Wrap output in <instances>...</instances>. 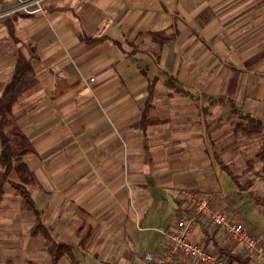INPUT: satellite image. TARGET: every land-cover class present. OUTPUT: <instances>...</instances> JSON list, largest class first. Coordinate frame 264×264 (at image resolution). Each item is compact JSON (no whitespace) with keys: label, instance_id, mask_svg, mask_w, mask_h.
<instances>
[{"label":"crops","instance_id":"0c3cea01","mask_svg":"<svg viewBox=\"0 0 264 264\" xmlns=\"http://www.w3.org/2000/svg\"><path fill=\"white\" fill-rule=\"evenodd\" d=\"M19 3L31 11L13 36L5 21ZM0 20V94L19 50L38 79L13 107L36 148L25 159L38 186H26L48 230L74 246L54 263L45 236L31 235L37 214L10 182H20L14 171L0 205L6 264H145L170 242L143 228L184 211L181 190L229 185L264 200V165L243 172L261 137L237 135L228 104L236 81L230 98L264 122V0H0ZM150 31L174 38L159 45ZM151 86L157 123L143 130L135 123ZM204 221L194 237L206 243Z\"/></svg>","mask_w":264,"mask_h":264},{"label":"trees","instance_id":"16d2710c","mask_svg":"<svg viewBox=\"0 0 264 264\" xmlns=\"http://www.w3.org/2000/svg\"><path fill=\"white\" fill-rule=\"evenodd\" d=\"M59 6L49 7V11L61 10ZM26 13L16 12L11 17L6 19V25L11 33L15 36L14 20ZM159 45H163L167 41L174 38L173 35H167L164 32H149ZM86 41H95L99 38H93L84 34ZM38 79L34 75L32 64L29 58L22 50L18 51V59L14 66L11 79L4 87L0 94V205L4 196V185L7 181H10V175L12 172H16L20 182L10 181L12 185L18 190L23 197L25 203L33 209L37 214V220L31 228V235L36 236L42 234L45 236V250L51 255L52 261L58 263L59 260L65 255H71L73 257L74 246L69 243L58 241L51 231L48 230L40 212L35 208L32 193L29 191L26 185L38 186V178L34 170H32L27 160L26 155L34 154L36 148L25 131L19 126L16 120L13 118V107L17 102L20 95L36 85ZM168 82L175 86L177 90L184 91V87L179 80L173 75H168ZM236 81H234L232 89L229 92L230 115L234 119L239 117L240 119L234 126V131L237 135H245L247 137L260 136V145L255 152L253 158L249 159L248 166L243 170L244 173H248L254 168L256 162H261L264 165V122L252 116L248 112H243L236 103L232 100L231 95L234 93ZM154 88H150L149 97L142 108L141 118L135 126L143 130H147L150 125L157 123V120L150 116V110L153 107L152 96ZM223 168L232 174V171L228 166L221 161ZM233 175V174H232ZM236 182L239 183L240 176L233 175ZM251 186V181L241 185L243 189H247ZM208 241L206 246L216 248L224 258L227 264H233L235 261L241 263H251L252 258L246 256L241 252H237L233 249H228L219 243V230L208 233ZM7 264H13L11 261Z\"/></svg>","mask_w":264,"mask_h":264},{"label":"built area","instance_id":"2783aa9c","mask_svg":"<svg viewBox=\"0 0 264 264\" xmlns=\"http://www.w3.org/2000/svg\"><path fill=\"white\" fill-rule=\"evenodd\" d=\"M90 80L94 81L95 78ZM180 195L185 210L168 233L169 251L162 255L146 254L145 264H227L218 250L209 248L205 242L195 239L196 226L203 220L208 221L209 232L219 230V236L222 238L219 243L224 247L227 240L228 249L235 250L239 244V248L252 260L263 258L264 237L254 233L234 214L217 209L212 196L199 195L190 189L181 190Z\"/></svg>","mask_w":264,"mask_h":264},{"label":"rangeland","instance_id":"374dc122","mask_svg":"<svg viewBox=\"0 0 264 264\" xmlns=\"http://www.w3.org/2000/svg\"><path fill=\"white\" fill-rule=\"evenodd\" d=\"M25 2V1H24ZM22 3V2H21ZM19 3L17 11L27 13V11H31V9L28 8L27 6L20 5ZM16 13V12H14ZM14 13L10 12L8 16L14 15ZM7 16V17H8ZM3 25L1 24L0 20V41L2 39L3 34L7 35L6 30H1ZM4 29V28H3ZM8 48V47H7ZM3 49H0V54L3 52ZM235 171L238 169V165L234 166ZM260 170V169H259ZM264 170H262L263 172ZM225 173V172H224ZM260 173V171H259ZM258 173V176L260 174ZM226 174V173H225ZM227 175V174H226ZM228 180H230L229 176H226ZM264 177V176H262ZM227 185V189H224L226 192L223 194L219 190H209V189H197L193 188L190 190L196 191L197 194L199 195H207V196H212L213 197V204L214 206L222 211H226L227 213H232L235 215V217L243 222H245L252 230L254 233L260 234L261 236L264 237V200L261 198V201H258L255 199L254 191L252 192H238L235 190V196H233V187L229 190ZM10 187V186H9ZM10 189V188H9ZM148 190H151V188H148ZM9 191V190H8ZM263 196H264V189H263ZM166 198L165 195H161L160 199ZM264 198V197H263ZM263 200V201H262ZM3 205V204H2ZM182 205V204H181ZM5 207V206H4ZM134 214L135 211L132 210ZM183 210L180 208L172 211L166 221L161 224L155 219V222H149L151 227L148 228H143L142 232H145L144 235L147 237H152L155 234H163L164 232H167V234L170 232V230L173 228L175 223L178 221L179 217L181 216ZM142 224H145L144 221H142ZM204 224L206 225L207 228H210V225L208 221H204ZM220 238V237H218ZM169 239V240H167ZM167 242L169 244L170 238H166L165 244L167 245ZM225 245L227 247L228 241L225 240ZM238 248L235 249L237 252H241L242 254L246 255L241 248H239V244L236 246ZM169 250V249H168ZM164 251H167V248L164 249ZM7 260H2L0 259V264H6ZM37 264H41L39 261ZM233 264H264V256L261 259H253L251 263H241L238 261H235Z\"/></svg>","mask_w":264,"mask_h":264}]
</instances>
